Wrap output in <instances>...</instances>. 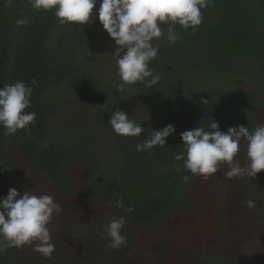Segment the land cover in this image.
<instances>
[{"label": "trees", "instance_id": "1", "mask_svg": "<svg viewBox=\"0 0 264 264\" xmlns=\"http://www.w3.org/2000/svg\"><path fill=\"white\" fill-rule=\"evenodd\" d=\"M99 6L97 0L89 24L60 25L54 10L38 11L29 0H0V88L23 80L33 87L25 112L36 113L28 131L6 136L0 126V198L11 187L19 194L51 195L63 209L48 225L55 245L51 258L33 244L6 249L0 264H124L122 253L141 246L166 264L167 244L192 251L195 264H237L232 230L248 226L264 234V170L228 178V166L221 164L205 181L175 156L185 152L180 134L186 130L212 131L213 121L221 132L264 124V0H213L201 10L198 28L176 25L177 42L154 46L159 51L149 68L159 82H137L124 92L86 66ZM22 18L28 23L17 26ZM169 26L160 25L164 31ZM204 74L244 77L253 86L207 89L194 79ZM142 105L161 115L146 114L137 107ZM73 106L87 111L89 128L69 132L59 126L58 118ZM117 110L141 123L139 137L114 133L108 121ZM169 124L175 131L164 146L136 151L152 130ZM235 159L247 165L246 141ZM115 200L124 207H114ZM247 200L256 206L248 208ZM129 206L132 213L125 211ZM120 216L126 218L121 234L127 243L109 249L101 233Z\"/></svg>", "mask_w": 264, "mask_h": 264}, {"label": "clouds", "instance_id": "2", "mask_svg": "<svg viewBox=\"0 0 264 264\" xmlns=\"http://www.w3.org/2000/svg\"><path fill=\"white\" fill-rule=\"evenodd\" d=\"M11 4L12 0H7ZM213 0H100L97 17L107 34L114 40L115 55L118 57V75L121 83L117 90L124 92L127 86L137 82L151 87L160 77L153 74L149 62L155 60L159 49L151 43L163 35L161 24L170 26L167 30L169 45L179 39L175 26L195 30L203 21L202 9L211 6ZM38 11H53L60 25H85L92 22V12L97 0H29ZM28 23L27 18L17 19V26ZM121 52L124 54L121 55ZM151 78V79H149ZM36 85L35 78L31 81ZM33 87L23 80L14 84H5L0 88V126L4 135H15L17 131H28L36 122L35 112H25L31 106ZM207 102V101H204ZM108 123L115 134L124 137H139L144 131L141 123L129 118L123 110L112 112ZM212 131L203 127L186 130L180 134L185 152L175 156L184 161V168L193 176L207 181L221 164H226L228 178L255 177L264 170V124L254 130L248 127H229L226 132L219 130L218 123L210 124ZM172 124L161 130H152L151 136L136 145V151L151 152L155 146H164L166 138L173 134ZM247 143L246 166H241L236 156L241 141ZM184 181L188 176L183 177ZM116 208H123L121 200L112 202ZM248 208H254V201L247 200ZM61 205L51 195H34L30 192L19 194L15 188H9L7 196L0 198V253L6 249L35 244L33 250L49 259L55 251V245L48 225L54 214H61ZM126 212L132 213L129 206ZM126 223L124 216L112 217L101 233L106 239V247L118 249L127 243V237L121 234Z\"/></svg>", "mask_w": 264, "mask_h": 264}, {"label": "rangeland", "instance_id": "3", "mask_svg": "<svg viewBox=\"0 0 264 264\" xmlns=\"http://www.w3.org/2000/svg\"><path fill=\"white\" fill-rule=\"evenodd\" d=\"M159 39H154L153 46L169 44L167 41V31ZM93 41L87 48L86 66L94 75L100 76L105 80L113 81L115 84L121 83L118 75V57L114 54L116 45L114 40L107 34L100 24L93 30ZM123 52H121V55ZM195 81L199 86L207 89H234L246 91L253 86V82L244 77H233L230 75H197ZM148 114L149 112L157 115L152 106H137ZM65 115L59 116V126L71 132L75 127L86 129L88 127L87 111L80 107H70ZM62 117L65 118L62 121ZM65 203H67L65 201ZM109 210V209H108ZM230 239V249L235 256L237 264H264V234L255 228L243 226L232 230ZM166 264H195L192 251L180 250L174 245L167 244L163 249ZM121 260L124 264H158V253L145 246L123 252Z\"/></svg>", "mask_w": 264, "mask_h": 264}]
</instances>
